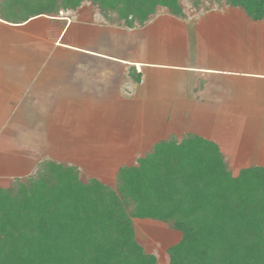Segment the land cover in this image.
<instances>
[{"label": "trees", "instance_id": "trees-1", "mask_svg": "<svg viewBox=\"0 0 264 264\" xmlns=\"http://www.w3.org/2000/svg\"><path fill=\"white\" fill-rule=\"evenodd\" d=\"M84 1L126 28L150 21L156 6L189 20L182 0H0V20L57 17ZM223 1L264 19V0ZM132 218L180 231L167 264H264V168L233 176L217 145L193 133L160 140L135 166L119 167L114 188L84 180L71 164L42 161L0 187V264H156Z\"/></svg>", "mask_w": 264, "mask_h": 264}, {"label": "rangeland", "instance_id": "rangeland-1", "mask_svg": "<svg viewBox=\"0 0 264 264\" xmlns=\"http://www.w3.org/2000/svg\"><path fill=\"white\" fill-rule=\"evenodd\" d=\"M181 3L189 12V22L191 23L198 19L207 18L213 13L227 12L223 0H182ZM216 3L219 4L220 8H216ZM198 8L202 9L199 13L195 11ZM154 10L151 19L157 18L158 21L156 20L150 28L142 30L140 25L126 28L124 25H116L114 22V25L109 24L95 4L84 1L74 10L59 12L57 17L37 18L20 30L0 26V54L21 55L23 66L29 65L26 60L35 56L32 62L29 59L32 66H39L42 63L40 67L61 70L67 68L64 64L66 62L60 59L61 54H75L60 50L58 44L61 43L75 47V49L69 48L68 50L77 52V54L78 52L82 53L80 49H84L90 54H107L120 60L144 61L152 64H173V61L178 60L179 57L172 54L205 53V43L193 39L196 34L191 38V32H187V37L183 38L174 32L175 25L180 24L181 21L168 14L166 8L156 6ZM231 10L243 17L244 13L241 10ZM65 23H71V25L67 26L64 39L59 40L58 35ZM179 61L180 63L183 62L181 58ZM101 62L86 57L71 68L91 69L89 67H96ZM10 63L14 64L13 58L10 59ZM90 72L93 75L97 73L94 69ZM154 72L155 75L158 74V71ZM52 78L53 81H50V83L52 82L51 88L60 92L63 87V83L60 81L62 75ZM55 78L58 80H54ZM92 81L89 89L98 95L99 91L96 89L100 84ZM88 92L90 93V91ZM8 100L10 99H7V96H0V119L3 117L7 119L5 124H1L0 121V187L2 188L9 187L14 178L31 174L37 164L46 160L71 164L79 169L84 180L93 178L114 188L118 168L135 166L137 160L143 157L144 154L142 155V153L147 149L145 144H139L140 130L148 122L145 113L147 108L138 107L136 104L126 108H91L87 104L80 106L77 103L69 107L67 105L59 106L61 101H54L47 108L40 106V104L34 108L25 106L21 108L16 101L9 105ZM23 103L29 102L27 100ZM27 109H29L30 114H27ZM150 109L152 110V108ZM63 110L66 113L70 110V113L62 116ZM92 111L96 113L92 114ZM103 115L107 116V121L102 122L103 120L99 119ZM134 115L137 116L134 118ZM62 117L64 119L70 118V120H66L68 126L65 124V130L61 129ZM134 119L136 127L134 137L127 140L126 137L130 134H125L124 129L126 128L124 127L130 128L131 121ZM197 119L196 124L168 123L166 128L164 127L165 134L171 132L180 134L183 131H191L190 129H195V131L204 129L209 134V139L217 141L222 148L233 176L241 168L258 165L264 158V154L262 155L264 150L261 152V148L256 145L258 142H264L263 138L258 141V134H261V129H257V124L238 123L237 119L233 118L226 121L225 118L222 120L215 115L207 116V114H201ZM70 122H75V124H70ZM113 122L114 125L123 128H121V138H115L111 135L112 129L110 128L113 126ZM191 125L196 126L197 129L189 128L192 127ZM18 130L26 131L28 138L29 133H31L32 140L17 135ZM115 133L118 134L117 131ZM163 136L161 133H151L148 135L149 140L144 141H156ZM244 137H249L248 140L252 141L253 147H249L245 154L239 156V147L241 149V142H243L242 138ZM30 142H32V146L29 145ZM25 143H27L26 146ZM133 149L140 153H120L121 150L130 152ZM131 221L136 241L143 248L144 253L154 256L156 264H167L169 250L181 240L180 231L158 220L132 218Z\"/></svg>", "mask_w": 264, "mask_h": 264}, {"label": "crops", "instance_id": "crops-1", "mask_svg": "<svg viewBox=\"0 0 264 264\" xmlns=\"http://www.w3.org/2000/svg\"><path fill=\"white\" fill-rule=\"evenodd\" d=\"M231 9L236 8H227V12L213 13L212 18L209 16L192 23L189 20L174 17L181 21L180 24L175 25L174 32L183 38L187 37V32H191L190 37H194V41H203L206 47L204 54H172L173 56L178 55L182 59V63L179 58L173 61V64L120 60L107 54H90L84 49H80L82 53L78 52L77 54V52L68 50L69 48L75 49V47L66 43L58 44L59 49L75 54H61L60 59L66 62L64 64L67 67L61 70L40 67L42 64L40 62L39 66H32L31 62L35 56L31 57L32 59L29 57L31 62L29 63L28 59L26 61L29 65L23 66L21 55L0 54V96H7V99H10L8 100L9 105L16 101L21 108L24 106L34 108L38 104L47 108L54 101H61L59 106L67 105L69 107L77 103L80 106L87 104L91 108H126L136 104L138 107L147 108L146 112L144 109L143 111L148 117V122L146 126H142L139 135V144L147 146L142 155L148 152L153 144L165 140L171 135L179 138L185 133H193L215 143L219 151L226 157L218 142L209 139V134L204 129L198 131L190 129L191 131H183L180 134L175 132L165 134L164 127L166 128L168 123L196 124L198 116L207 114V116L215 115L222 120L225 118L226 121L233 118L237 119L238 123L257 124V129H261V134H258L259 139H257L258 141L261 138L264 139V20L253 21L246 18L242 12L243 17L233 13ZM35 19L19 25L0 20V26L20 30ZM156 20L157 18L151 19L141 29L150 28ZM69 24L71 25V23H65L61 29L58 35L59 40L66 36L65 30ZM83 57L97 59L98 62L103 61L105 64L98 63L96 67H89L91 69L71 68L82 62ZM12 58L14 64L10 63ZM178 61L179 63H177ZM92 68L97 71L94 75L90 72L93 70ZM154 71H158V74L155 75ZM57 75H62L60 81L63 83V87L60 92L51 88L52 82L50 83L53 81L52 77ZM92 80L96 81V84H100L96 89L99 91L98 95L89 89ZM27 100L29 103H23ZM26 112L30 114L29 109ZM64 113L66 112L63 110L62 116L70 113V110L66 114ZM94 113L96 112L92 111V114ZM99 119H102V122L107 121V116L103 115ZM61 120V129L65 130V124L68 126L66 120H70V118ZM0 121L1 124L7 123L5 117ZM134 122L135 119L131 121V124L129 122L130 128L124 127L126 128L124 129L125 134H130H127L129 135L126 137L127 140L134 137L136 130ZM125 123L127 122L125 121ZM70 124H75V122H70ZM191 126L189 128H196V126ZM121 128L114 125L113 122V126L110 128L112 129L111 135L121 138ZM115 131L118 132L117 135ZM18 132L17 135L20 137L32 140L31 133H29V139L26 131L18 130ZM156 132L164 136L156 141H148L150 137L148 135ZM249 137L242 138V150L239 147V156L245 154L249 147H253L252 141L248 140ZM146 139L148 140L144 141ZM125 142L127 143V141ZM26 145L27 143H25ZM29 145L32 146V142ZM256 145L261 148V152L264 150V142H258ZM134 151V149L130 152L121 150L120 153H140ZM252 166L264 168V158L258 165Z\"/></svg>", "mask_w": 264, "mask_h": 264}]
</instances>
